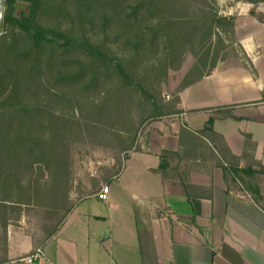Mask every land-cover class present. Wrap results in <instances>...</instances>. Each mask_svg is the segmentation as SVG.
I'll return each instance as SVG.
<instances>
[{"label": "trees", "instance_id": "trees-1", "mask_svg": "<svg viewBox=\"0 0 264 264\" xmlns=\"http://www.w3.org/2000/svg\"><path fill=\"white\" fill-rule=\"evenodd\" d=\"M234 1L252 4L249 14L264 23V13L256 10L264 0ZM18 2L26 3L25 11H17ZM234 27L235 16L220 14L216 0H2L3 232L25 215L36 219L35 242L54 236L76 204L75 146L118 154L139 150L140 129L179 113L178 93L210 73L216 42L223 45V35L233 39ZM186 54L194 63L177 93L165 99L168 72L179 69ZM212 121L198 132L181 126L178 148L162 149L151 172L189 194L193 166L186 161L213 159L228 186L238 180L259 192L255 181L264 166L254 158V144L246 139L243 152L233 154L220 146ZM116 165L114 173L121 169L119 158Z\"/></svg>", "mask_w": 264, "mask_h": 264}, {"label": "crops", "instance_id": "crops-1", "mask_svg": "<svg viewBox=\"0 0 264 264\" xmlns=\"http://www.w3.org/2000/svg\"><path fill=\"white\" fill-rule=\"evenodd\" d=\"M235 3L229 15L235 16L238 55L218 60L180 91L179 113L147 123L139 150L127 155L118 173L111 158L54 236L35 242L23 218L5 233L0 227V264H264V187L253 193L238 180L228 186L213 159L186 161L193 166L189 194L151 172L162 149L178 148L181 126L198 132L210 117L221 147L240 155L247 139L264 166V23L249 14L252 4ZM256 10L264 13V7ZM103 183L106 201L97 196ZM87 199L92 203L83 204ZM35 247H41L40 259L21 260Z\"/></svg>", "mask_w": 264, "mask_h": 264}, {"label": "rangeland", "instance_id": "rangeland-1", "mask_svg": "<svg viewBox=\"0 0 264 264\" xmlns=\"http://www.w3.org/2000/svg\"><path fill=\"white\" fill-rule=\"evenodd\" d=\"M217 6L219 9V13L222 15H229V12L232 11V7L235 6L234 0H216ZM242 1H237V3H240ZM264 2V1H263ZM263 2H259L256 6L257 9L259 7H264ZM262 3V4H261ZM233 4V6L231 5ZM262 5V6H260ZM26 10V3L24 2H18L17 5V11H25ZM260 11V10H259ZM2 15V0H0V20ZM223 38L225 39L224 44H219L216 42L215 44V50L217 53V61L226 59V58H232L234 56H237L240 52V48L238 46V43L235 39V34L233 39H226L223 35ZM194 57L190 54H186L184 56V60L177 70H169L168 72V81L167 84L164 85L162 88V95L165 97V99H170L173 95L177 93V87L180 83V80L186 73L187 69L191 66V64L194 63ZM217 63V62H216ZM147 124H145L139 131L137 135L136 140V146H140V142L138 140L143 136V132L145 131V127ZM134 149L126 152V153H116L112 150L103 149L100 147L95 146H88L85 144H79L75 146L73 151V189H72V198L76 202L80 198V192H89L92 188L95 187V185L100 182V177L102 173H104V169L109 167L110 165L108 163L111 162V158L114 159V169H116V159L119 158L122 163L125 161L127 155L133 151ZM105 167V168H104ZM256 182V181H255ZM258 184V187H264V181L256 182ZM84 189V191H80L79 188ZM92 203V200H86L83 202V204ZM23 218L24 223L22 224V227L24 228L25 232L28 233L30 236H34L37 239V224L36 219L32 216L26 217L23 215L21 219ZM19 225V224H18ZM18 225H14L15 227Z\"/></svg>", "mask_w": 264, "mask_h": 264}, {"label": "built area", "instance_id": "built-area-1", "mask_svg": "<svg viewBox=\"0 0 264 264\" xmlns=\"http://www.w3.org/2000/svg\"><path fill=\"white\" fill-rule=\"evenodd\" d=\"M108 193H109V187L106 183H103L100 186V190L98 191L97 196L99 199L106 201L108 199ZM41 255H42L41 247H37L32 252H30L28 255L23 257L21 260H23L27 263H32V262L40 259Z\"/></svg>", "mask_w": 264, "mask_h": 264}]
</instances>
